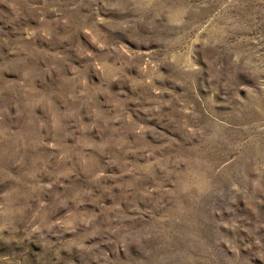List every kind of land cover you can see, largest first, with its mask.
<instances>
[{
    "label": "rangeland",
    "instance_id": "obj_1",
    "mask_svg": "<svg viewBox=\"0 0 264 264\" xmlns=\"http://www.w3.org/2000/svg\"><path fill=\"white\" fill-rule=\"evenodd\" d=\"M0 264H264V0H0Z\"/></svg>",
    "mask_w": 264,
    "mask_h": 264
}]
</instances>
